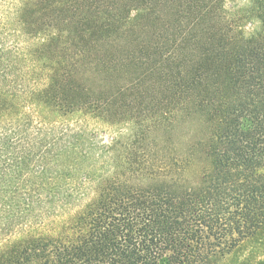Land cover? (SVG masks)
<instances>
[{"label":"trees","instance_id":"obj_1","mask_svg":"<svg viewBox=\"0 0 264 264\" xmlns=\"http://www.w3.org/2000/svg\"><path fill=\"white\" fill-rule=\"evenodd\" d=\"M222 3L0 0V264L264 245V0Z\"/></svg>","mask_w":264,"mask_h":264},{"label":"rangeland","instance_id":"obj_2","mask_svg":"<svg viewBox=\"0 0 264 264\" xmlns=\"http://www.w3.org/2000/svg\"><path fill=\"white\" fill-rule=\"evenodd\" d=\"M242 0H236L237 3H240ZM222 8L226 13V17L229 21H231V0H223L222 3ZM94 19H91L89 23H93V25H89L88 28H86L84 31L79 32L78 34H74L73 36H79L77 39H83V41L86 40H91L92 38H97L98 36H105L107 29L103 28L104 23L100 22H93ZM243 33L245 35L247 34H254L258 32L260 23L259 22H253L252 26L249 27L247 23H243ZM62 29V26H60ZM61 29L56 30L55 34L56 36H60L61 38H68L67 34L66 35L61 31ZM43 33V32H41ZM46 33V32H44ZM58 34V35H57ZM109 35L106 36V38ZM115 43L117 45H124L125 40L123 41L122 39H118L115 35ZM50 52V51H49ZM53 53V52H51ZM49 56V55H48ZM116 79V76H115ZM117 80V79H116ZM89 83L91 86L97 87L101 83L98 78H89ZM74 116H79V114H75ZM73 117V116H72ZM127 122L120 124V126H123L121 128L126 127ZM112 134V133H111ZM110 136V133L108 132L107 135H105V139ZM6 248L4 247L3 249H0V253L4 251ZM252 250V251H250ZM2 254V253H1ZM251 255L248 257V255ZM264 254V245L261 244V242H254V243H243L240 245L239 249L237 252H235L232 256L225 257L222 260L217 261V264H247L248 262H253L257 261L258 259H261ZM251 257V258H250Z\"/></svg>","mask_w":264,"mask_h":264}]
</instances>
